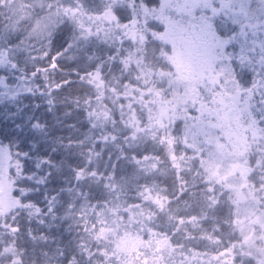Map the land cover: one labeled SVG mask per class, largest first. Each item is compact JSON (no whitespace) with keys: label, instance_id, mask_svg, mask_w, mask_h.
<instances>
[{"label":"trees","instance_id":"trees-1","mask_svg":"<svg viewBox=\"0 0 264 264\" xmlns=\"http://www.w3.org/2000/svg\"><path fill=\"white\" fill-rule=\"evenodd\" d=\"M161 8L162 0H0V264H264L261 237L239 250L234 187L210 175L220 155L198 121L216 95L240 101L258 130L245 179L264 212L260 26L243 39L215 18L229 38L225 56L209 79L185 86L157 37ZM71 9L111 10L116 20L88 32L85 12ZM108 218L138 248L115 251L98 236Z\"/></svg>","mask_w":264,"mask_h":264},{"label":"rangeland","instance_id":"rangeland-1","mask_svg":"<svg viewBox=\"0 0 264 264\" xmlns=\"http://www.w3.org/2000/svg\"><path fill=\"white\" fill-rule=\"evenodd\" d=\"M247 2L248 0H219L213 7L212 0H162L164 8L172 9L173 13L164 12V8L155 12L166 20L157 37L167 44L166 50H169L177 75L184 81L185 86L190 85V80L194 78L209 79V75L213 73V63L225 56L224 47L229 44V38L217 31L215 18H219V22L223 17L228 18L231 24L236 25L238 35L243 39L248 32L254 33L258 26L264 37V0L258 8H251L252 10ZM70 11L85 12L82 9ZM144 11L147 15L153 13L143 8ZM84 15L88 21L85 27L88 32H92L95 26L102 25L103 22L112 23L116 20L111 10L94 13L89 9ZM126 34L131 39L139 36L134 22L127 26ZM4 59L5 53L0 49V62ZM218 73L211 76L212 82L216 83ZM3 85L4 81L0 79V91ZM230 96L232 95L224 93L216 95L204 110L205 114H198V121L203 120L205 128L213 130V136L208 137L206 141L212 144L214 151L220 155L218 159L209 162L210 175L225 185L234 187L235 202L238 204L235 222L244 233L238 247L239 250H244L243 240L250 242L255 238L264 239V212L253 207L254 197L245 179L248 170L245 151L257 137L258 130L245 114L237 97ZM6 176L7 170L0 168V210L4 209L7 203ZM116 227V220L108 218L98 228L97 235L111 237L115 251L131 253L138 248L139 245L131 233H117ZM225 253L227 256H224V259H229L232 255L230 250ZM260 261H264V258H258V262Z\"/></svg>","mask_w":264,"mask_h":264}]
</instances>
